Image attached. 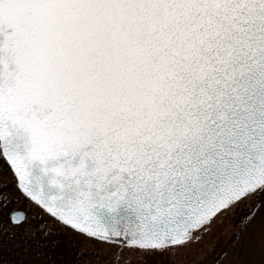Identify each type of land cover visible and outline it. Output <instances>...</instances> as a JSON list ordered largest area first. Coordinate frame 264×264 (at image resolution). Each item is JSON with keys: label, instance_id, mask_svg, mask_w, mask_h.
<instances>
[{"label": "snow or ice", "instance_id": "obj_1", "mask_svg": "<svg viewBox=\"0 0 264 264\" xmlns=\"http://www.w3.org/2000/svg\"><path fill=\"white\" fill-rule=\"evenodd\" d=\"M15 252L264 264V0H0Z\"/></svg>", "mask_w": 264, "mask_h": 264}, {"label": "rangeland", "instance_id": "obj_2", "mask_svg": "<svg viewBox=\"0 0 264 264\" xmlns=\"http://www.w3.org/2000/svg\"><path fill=\"white\" fill-rule=\"evenodd\" d=\"M212 241L211 240H207L205 241L206 246H211ZM201 254H203V249L201 250ZM5 258H8V254H4ZM27 257H25L23 255L22 252H15L11 254V258H10V264H21V262L26 261Z\"/></svg>", "mask_w": 264, "mask_h": 264}]
</instances>
